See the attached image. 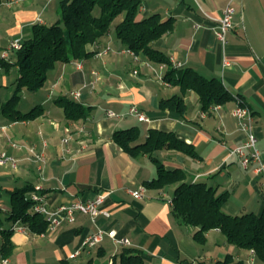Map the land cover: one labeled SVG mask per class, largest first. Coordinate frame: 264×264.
<instances>
[{
	"label": "crops",
	"instance_id": "0c3cea01",
	"mask_svg": "<svg viewBox=\"0 0 264 264\" xmlns=\"http://www.w3.org/2000/svg\"><path fill=\"white\" fill-rule=\"evenodd\" d=\"M59 1L0 0L1 51L10 41L26 37L34 23L57 21ZM140 3V18L156 13L162 20L171 18L172 29L152 44L169 58L172 67L190 68L206 79L217 78L236 98L202 110L197 94L187 90L183 115L162 107V100L180 93L179 86L163 78L168 66L135 57L115 37L113 28L85 47L88 56L57 62L48 71L45 85L30 97L31 107L42 109L38 117L10 122L0 112V151L17 160L15 167L0 166V206L8 207L4 192L29 184L44 195L49 208L106 194L102 205L106 214L95 221L77 214L72 222L39 234L13 231V247L5 264H119L123 249L139 251L143 264H212L227 254L244 264H264L252 250L229 244L218 229L206 233L204 244L195 241L197 228L182 223L171 212L176 184L146 187L143 197H133L129 191L153 179L156 167L147 154L130 155L112 139L116 130L130 127L140 130V143L151 129L173 133L193 145L198 157L172 149L156 150L153 155L165 168L181 169L185 181L204 182L217 193H227L226 213H259L264 207V0ZM228 4L235 10L236 25L223 45L214 29ZM16 77L17 73L11 77L0 69V105L12 95ZM73 90L81 93L73 100L88 108L85 119H66L55 102L59 96L69 97ZM240 102L252 113L262 166L258 173L255 164L244 167L231 153L245 140L232 115ZM131 107L147 120L130 114ZM108 110L116 115L108 116ZM69 134L70 139L63 142ZM31 148L44 157L41 171ZM98 229L114 231L115 239L104 234L95 247L83 249L84 238ZM122 239L128 243L118 241Z\"/></svg>",
	"mask_w": 264,
	"mask_h": 264
},
{
	"label": "trees",
	"instance_id": "16d2710c",
	"mask_svg": "<svg viewBox=\"0 0 264 264\" xmlns=\"http://www.w3.org/2000/svg\"><path fill=\"white\" fill-rule=\"evenodd\" d=\"M140 6V0H60L57 21L49 25L34 23L29 28V34L21 40L20 47L10 52L7 58L1 56L0 49V69L5 73L12 67L17 69L12 95L1 103V114L10 122L38 117L42 111L40 107H33L28 111L16 108L22 90L36 92L41 89L47 80L48 71L57 62L88 56L85 47L106 37L112 25L115 37L135 56L168 66L163 78L179 86L180 93L162 100V107L183 115L187 110L183 100L187 90L197 94L202 110L223 105L236 98L217 78L206 79L190 68L177 70L172 67L169 58L152 44L172 29L171 18L162 20L158 13L140 18ZM55 102L63 109L66 119H85L88 115V108L69 97L59 96ZM239 104L245 105L241 102ZM112 139L130 155L147 154L154 163L157 174L144 182L145 187L161 189L176 184L171 199V212L182 223L197 228L193 235L195 241L204 244L206 233L211 229H218L229 244L252 250L258 260L264 262V207L259 213H226L223 203L227 193H217L215 188L204 182L185 181L186 174L183 170L167 169L153 155L156 150L165 148L197 158L193 145L180 140L171 132L155 129H151L146 140L140 143V130L137 127L116 130ZM33 191L36 189L27 184L5 192L9 197V206H0V255L3 258L12 251L14 223L19 222L37 234L47 228L46 219L33 209L34 202L30 199ZM119 264H143L142 255L134 249H123ZM212 264L244 262L234 261L232 255L227 254Z\"/></svg>",
	"mask_w": 264,
	"mask_h": 264
},
{
	"label": "built area",
	"instance_id": "2783aa9c",
	"mask_svg": "<svg viewBox=\"0 0 264 264\" xmlns=\"http://www.w3.org/2000/svg\"><path fill=\"white\" fill-rule=\"evenodd\" d=\"M235 10L231 4H228L222 13V16L218 20V24L214 29L215 35L217 39L221 42V44L226 43L227 34L235 27L236 23L234 21ZM21 40L15 39L9 42L8 46L1 52V56L7 58L9 53L13 50H16L20 47ZM129 51V50H128ZM131 52V51H129ZM132 53V52H131ZM133 54V53H132ZM134 55V54H133ZM136 57V56H135ZM77 67L80 68L79 63H76ZM136 73V71L134 72ZM94 80L90 82V86L94 84ZM80 91L73 90L70 91L68 96L74 100L80 98ZM130 114L137 116L139 120H147L145 115L139 112L135 107H131L129 110ZM108 116H115L111 110L107 111ZM232 115L235 117L238 126L245 134V140L241 145L235 146L231 149V153L236 154L242 166L246 167L249 164H255V171L261 172V157L260 152L256 146V136L253 131V123H252V113L251 110L245 106L237 104L235 108L232 110ZM2 129L4 127H1ZM80 131H83V127H80ZM70 134L63 138V142H67L70 139ZM14 146H17L16 143H13ZM31 152L34 153L33 149H30ZM35 159L38 161L39 166L38 170L41 171L43 168L42 163L44 162V157L40 154H35ZM17 160L11 156L6 154L5 151H0V166L11 165L12 167L16 166ZM146 191L145 186L139 187L137 190H130V194L135 198H141L144 196ZM44 195L40 194L38 189L30 193V199L34 202V211L40 213L47 221V228L53 229L54 227L60 226L64 223L72 222L77 214H84L90 217L92 221H95V218L100 214H106L102 209V205L105 201L106 194H98L93 198L86 199H75L70 203L59 204L53 208H49L46 204V200L43 197ZM29 230L27 226L20 224L19 222L14 223L13 231L24 232ZM108 235L113 240L115 239L114 231H105L98 229L97 231L88 234L83 242L81 247L92 248L95 247L102 239L103 236ZM2 238L0 235V242ZM120 243H128L126 239L118 240ZM74 256V255H72ZM8 262L7 258H3L0 260V264H5Z\"/></svg>",
	"mask_w": 264,
	"mask_h": 264
},
{
	"label": "rangeland",
	"instance_id": "374dc122",
	"mask_svg": "<svg viewBox=\"0 0 264 264\" xmlns=\"http://www.w3.org/2000/svg\"><path fill=\"white\" fill-rule=\"evenodd\" d=\"M114 27V25H112L111 26V28H113ZM114 30V29H113ZM4 72V71H3ZM13 72L15 73V75H16V73H17V69H16V67H12L10 70H9V73H10V75H11V77H14L15 75L13 74ZM25 93V94H24ZM34 92H30V91H28V90H23V92H21V96H20V99H19V101H18V103L16 104V108H20V109H22V110H29L30 108H32L31 106H32V101H31V98L30 97H32V95H34L33 94ZM8 199H9V197H8V194L7 193H3ZM5 206H9V202H6V205Z\"/></svg>",
	"mask_w": 264,
	"mask_h": 264
}]
</instances>
